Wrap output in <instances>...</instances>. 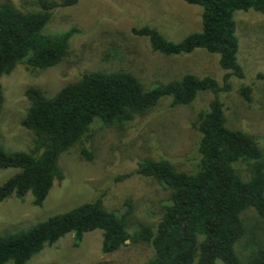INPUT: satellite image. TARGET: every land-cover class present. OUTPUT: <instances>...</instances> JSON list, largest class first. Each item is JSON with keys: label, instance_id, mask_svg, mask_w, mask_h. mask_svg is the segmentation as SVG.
<instances>
[{"label": "trees", "instance_id": "16d2710c", "mask_svg": "<svg viewBox=\"0 0 264 264\" xmlns=\"http://www.w3.org/2000/svg\"><path fill=\"white\" fill-rule=\"evenodd\" d=\"M181 1L202 9L201 32L178 43L149 25L132 29V34L147 38L152 51L165 56L200 49L219 55L220 67L228 72L224 86L210 77L187 74L146 90L129 72L96 71L85 73L52 98L40 89H28L25 96L30 107L21 125L36 135L34 148L31 153L8 152L0 144V169L19 170L0 186V203L13 195L24 200L31 193L33 204L42 207L54 184L65 178L60 156L89 140L97 120L105 126L124 125L154 109L162 99H169L171 107L190 106L200 93L210 92L215 98L192 125L200 134L196 172H180L165 159L140 162L137 173L169 192L155 227L141 224L131 233L127 216L108 211L101 197L28 230L0 235V264H28L45 246H53L70 233H75L77 247L85 234L95 231L103 233V254L117 252L126 241L151 246L153 257L148 264H264V154L255 136L227 127L219 98L232 89L231 77H245L238 61L234 14L264 15V0ZM79 2L34 0L36 10L27 11L0 4V112L4 76L19 65L28 71H46L69 56L78 30L49 35L45 28L57 10ZM240 94L252 101L250 86H242ZM83 153L90 158L87 151ZM239 166H245L246 176Z\"/></svg>", "mask_w": 264, "mask_h": 264}, {"label": "rangeland", "instance_id": "374dc122", "mask_svg": "<svg viewBox=\"0 0 264 264\" xmlns=\"http://www.w3.org/2000/svg\"><path fill=\"white\" fill-rule=\"evenodd\" d=\"M3 3L20 11L36 10L34 0H0ZM201 13L200 7L181 0H80L73 7L57 10L46 34L78 30L69 56L46 71H28L19 65L1 79L0 144L8 152L31 153L36 135L21 125L30 107L25 92L36 88L52 98L85 73L129 72L146 90L187 74L210 77L224 86L228 72L220 67L219 55L200 49L188 55L165 56L153 52L147 38L132 34V29L149 25L178 43L202 31ZM234 20L238 61L245 77H231L232 89L219 98L225 106L227 127L255 136L264 154V15L238 11ZM242 86L252 88L250 103L240 94ZM214 98L212 93L202 92L192 105L178 107L162 99L154 109L124 125L105 126L97 120L89 140L60 156L65 178L54 184L42 207L33 204L31 193L24 200L13 195L0 203V235L28 230L101 197L108 211L120 213L128 206L124 216L131 233L141 224L155 227L169 192L153 179L140 176L138 164L165 159L180 172H196L200 134L192 125ZM239 169L246 176L245 166ZM18 173L17 169H0V186ZM75 244V233L67 234L53 246H45L28 264H148L153 257L151 246L131 242L115 253L103 254L101 231L85 234L77 247ZM236 252L240 256L237 246Z\"/></svg>", "mask_w": 264, "mask_h": 264}, {"label": "water", "instance_id": "95a60500", "mask_svg": "<svg viewBox=\"0 0 264 264\" xmlns=\"http://www.w3.org/2000/svg\"><path fill=\"white\" fill-rule=\"evenodd\" d=\"M127 208H128V206H125V207L121 210L120 213H121L122 215H124V213L126 212ZM126 243L128 244L129 241H126Z\"/></svg>", "mask_w": 264, "mask_h": 264}]
</instances>
